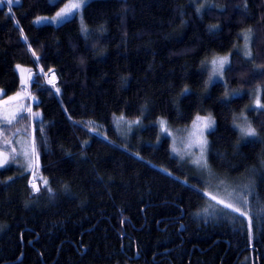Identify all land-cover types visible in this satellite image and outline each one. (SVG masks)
<instances>
[{
    "label": "trees",
    "instance_id": "obj_1",
    "mask_svg": "<svg viewBox=\"0 0 264 264\" xmlns=\"http://www.w3.org/2000/svg\"><path fill=\"white\" fill-rule=\"evenodd\" d=\"M65 1L0 0L1 104L20 96V68L34 72L31 114L1 124L0 144L25 120L39 173L34 192L33 173L0 170V264H264V0H90L59 25L34 23ZM216 55L229 62L209 84ZM241 113L258 138L240 141ZM206 114L211 167L255 184L248 218L205 207L155 124ZM118 116L143 121L134 143Z\"/></svg>",
    "mask_w": 264,
    "mask_h": 264
},
{
    "label": "rangeland",
    "instance_id": "obj_2",
    "mask_svg": "<svg viewBox=\"0 0 264 264\" xmlns=\"http://www.w3.org/2000/svg\"><path fill=\"white\" fill-rule=\"evenodd\" d=\"M55 1V0H53ZM90 0H86V2L82 5V7L75 12L74 16H80L81 11L83 9V6ZM75 2H78V0H66L60 8L57 10V12L53 15H45V16H38L34 19V23L37 25L41 24H52V25H59L60 23L64 22H53L52 18L56 16L58 12H60L62 9L65 8V6L71 7V5ZM72 16V17H74ZM70 17V18H72ZM69 18V19H70ZM68 20V19H67ZM66 21V20H65ZM242 48L243 53L246 55V49H248V39L245 40V36L242 37ZM248 56V55H246ZM220 58H226L227 63L225 64L224 68L220 71H218L216 74H214L213 71V60H219ZM229 62L228 55H216L215 57H211L207 59L205 62V69L207 70V81L208 83H213L217 81H224V70L226 65ZM217 68L219 65L216 66ZM54 76V77H53ZM41 77H44V73ZM33 76L29 75V72L24 75H22L23 85L21 87V94L18 96L15 100L11 101V105H13L10 108L2 109L1 107V101H2V95L4 94L3 90L0 89L2 93H0V116L3 115L6 110H12L13 114H16V118L11 121L14 122L22 113H30L31 114V101L29 95H31L30 88H29V81H31ZM52 80H55V75L51 76ZM236 93H233L235 95ZM237 95V94H236ZM255 98L253 102V107L255 109H262L263 106V99L260 98V91L257 90L255 93ZM21 100L23 102L19 103ZM262 100V104H261ZM259 102V106H258ZM19 103V104H17ZM25 110V111H24ZM24 111V112H23ZM204 118V119H211L214 123L212 124L211 128L203 129L202 127V121H198L197 118ZM235 126L237 127L239 131V137L240 141H247L250 139H256L259 137V134H255L253 137H245L241 134V127H247L251 126L250 120L247 118V116L244 113H241L238 117H236ZM161 121L165 122V126L167 128V131L161 130ZM7 121L3 123V125H9ZM156 126L158 127L160 134L162 136H165L169 139L170 142V151L173 156H175L179 162L182 164L184 171L186 175L193 177L194 181L198 183V186L202 187L203 192L208 198L207 207L211 210L220 215H224L227 211L232 212L230 209L224 208L223 205H220L217 203V200H224L226 203H233L235 206L240 207L242 211H245L249 213L251 210V198L254 195V182L250 181L248 183H244L243 177H237L236 179H232L231 177L227 178L226 175L222 174V172H218L213 167H211L209 161H208V134L214 129L215 127V119L211 114L206 115H197L194 117V119L185 126L182 127H173L170 126L164 119L160 118L155 122ZM114 126L116 130L119 132V136L121 139L129 144L134 143L135 136L138 135V132L140 128H142L144 125L143 121L137 117L134 119H127L122 116H118L114 120ZM30 129V127H29ZM254 129V128H253ZM28 130V127L26 126L25 120L20 123L17 127H15L8 135L5 136L4 140L2 141L3 146L0 144V159H2L4 156H8L10 158L9 163L4 166L0 167L1 169L13 167L15 173L23 175L30 173L32 174L34 171V168L36 166L37 162V150L36 147L33 150V138L31 137V132ZM90 132L92 134L101 135V133H98L95 129L90 128ZM102 136V135H101ZM104 137V136H102ZM206 141V144L203 142ZM15 157L14 159L12 157ZM201 157L203 158V161H206L207 167L199 166L195 161L200 160ZM39 178L38 171L34 172L30 176V186L33 188V184H35L38 188L37 180ZM231 178V180H230ZM233 180V181H232ZM227 181H232L230 184H226ZM224 185V186H223ZM33 190V189H32ZM34 191V190H33ZM36 192V191H34ZM215 196L217 197V200H213L211 197ZM244 198L247 199V202L245 203ZM250 206V207H249ZM224 208V209H223ZM224 212H223V211ZM235 213V212H232ZM239 215V213H236ZM240 216V215H239ZM240 217H246L247 216H240Z\"/></svg>",
    "mask_w": 264,
    "mask_h": 264
},
{
    "label": "snow or ice",
    "instance_id": "obj_3",
    "mask_svg": "<svg viewBox=\"0 0 264 264\" xmlns=\"http://www.w3.org/2000/svg\"><path fill=\"white\" fill-rule=\"evenodd\" d=\"M19 3V0H7V3L9 5L13 4V3ZM86 2V0H78V2H75L71 5V7L65 6L64 9H62L60 12H58L56 14L55 17L52 18L53 22H61V21H65L67 19H69L70 17L75 15V12L78 11L82 5ZM248 37L247 35H245V40H247ZM246 55L251 56V52H246ZM213 71L214 74H216L218 71L222 70L225 66V64L227 63V59L226 58H220L219 60H213ZM219 65V67L217 68L216 66ZM7 103V101L5 102ZM258 106H259V102H258ZM16 118V114L14 113L12 115V119ZM198 121H202V127L203 129H208L211 128L212 124L214 123L210 118L209 119H204V118H197ZM8 123H11V119L7 120ZM161 130L162 131H167V128L165 126V122L161 121ZM242 136L245 137H253L255 136V130L253 128H251V126H247V127H241L240 129ZM204 144H206V141L203 142ZM35 149V142H33V150ZM13 159L15 158L14 156L12 157ZM10 158L8 156H4L2 159H0V167H4L9 163ZM195 163H197L199 166L202 167H207L206 161H203V158L201 157L200 160L195 161ZM45 184L47 183V181L44 182ZM33 190L34 191H39V188L33 184ZM213 200H217V197L212 196L211 197ZM245 203L247 202V199L244 198ZM217 203L220 205H223L224 208L230 209L232 212L235 213H239L240 216H247L248 213L245 211H242L240 207L235 206L233 203H226L224 200H217ZM249 238H252V226H251V222L249 223Z\"/></svg>",
    "mask_w": 264,
    "mask_h": 264
},
{
    "label": "crops",
    "instance_id": "obj_4",
    "mask_svg": "<svg viewBox=\"0 0 264 264\" xmlns=\"http://www.w3.org/2000/svg\"><path fill=\"white\" fill-rule=\"evenodd\" d=\"M19 72L21 73V75H24L25 74V70L23 68H20L19 69ZM0 93H2V92L0 91ZM16 101H19V103L23 102L21 100H16ZM19 103H17V104H19ZM1 106H3L1 108L5 110L7 108L12 107L13 105L3 104ZM12 115H13V111L12 110H6V112L3 115L0 116V123H5L8 119H11V121H13L14 119H12Z\"/></svg>",
    "mask_w": 264,
    "mask_h": 264
},
{
    "label": "bare ground",
    "instance_id": "obj_5",
    "mask_svg": "<svg viewBox=\"0 0 264 264\" xmlns=\"http://www.w3.org/2000/svg\"><path fill=\"white\" fill-rule=\"evenodd\" d=\"M28 72H29V75H30V76H31V75L33 76V75H34V72H33V71H28ZM28 72H26V73H28ZM38 73H39L41 76H42V74H43V72H42L41 69H38ZM52 75H55V74H54V73H51L50 76H52ZM53 77H54V76H53ZM55 77H56V76H55ZM49 81L52 82L51 85H53V84L56 82V79H55V80H52L51 77H50ZM29 84H30V81H29ZM29 88H30V85H29ZM29 92H30V91H29ZM30 93H31V92H30ZM29 97H30V100H31V95H29ZM17 100H18V99H17ZM11 103H13V102H9V103H6V104L11 105ZM1 105H3V104H1ZM244 111H247V110H244ZM246 113H247V112H246ZM247 117H248V116H247ZM248 119H249V118H248ZM250 122H251V121H250ZM230 180H231V178H230ZM232 181H233V180H232ZM232 181H230V182L227 181L226 184H227V183L230 184ZM228 184H227V185H228ZM231 184H232V183H231ZM231 184H230V185H231ZM223 186H224V185H223ZM231 186H232V185H231ZM30 187H32V186H30ZM30 189H31V188H30ZM32 189H33V188H32ZM206 206H207V205H205V207H206ZM201 208H202V207H201ZM206 208H207V207H206ZM223 209H224V208H223ZM208 210H209V209H208ZM215 210H217V209H215V207H214V211H213L214 213H215ZM222 211H223V210H222ZM223 212H224V211H223ZM225 212H227V210H225ZM219 214H220V212H219ZM253 233H254V232H253ZM248 235H249V234H248ZM248 237H249V236H248ZM254 238H255V237H254ZM248 253H249V252H248ZM247 257H248V256H247Z\"/></svg>",
    "mask_w": 264,
    "mask_h": 264
},
{
    "label": "flooded vegetation",
    "instance_id": "obj_6",
    "mask_svg": "<svg viewBox=\"0 0 264 264\" xmlns=\"http://www.w3.org/2000/svg\"><path fill=\"white\" fill-rule=\"evenodd\" d=\"M249 249H250V251H253V249H254V245H253V241L251 242V244L249 245ZM251 255V254H250ZM252 256H251V261H252ZM254 261H252V263L251 264H254L255 262H257V264H258V258H257V261L255 260V262L253 263Z\"/></svg>",
    "mask_w": 264,
    "mask_h": 264
}]
</instances>
